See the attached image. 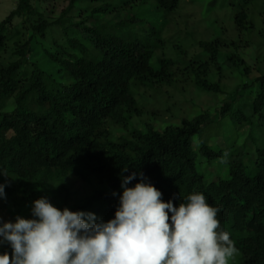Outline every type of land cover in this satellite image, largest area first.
I'll use <instances>...</instances> for the list:
<instances>
[{
    "label": "trees",
    "instance_id": "obj_1",
    "mask_svg": "<svg viewBox=\"0 0 264 264\" xmlns=\"http://www.w3.org/2000/svg\"><path fill=\"white\" fill-rule=\"evenodd\" d=\"M36 1L16 0L0 21V169L10 175L0 171V183L8 181L0 217L13 222L18 215L31 218L32 202L47 197L61 210L94 212L107 221L118 207L122 178L136 172L129 185L134 186L142 172L176 206L192 192H202L219 210L220 226L238 248L240 264H264V73L251 84H238L216 109L220 121L229 116L249 131L242 145L235 140L225 147L228 153L203 138L217 120L209 112L159 128L149 117L156 111L151 114L147 108L167 104L166 87L178 83L227 93L221 83L225 63L248 77L249 67L235 53L242 48L236 40L217 32L215 38L199 41V52L189 54L184 41L163 39L159 29L139 35L90 24V19L137 0H68L57 18L45 16ZM145 1L170 19L183 0ZM257 3L264 37V0H239L234 23L238 32L253 31L247 8ZM16 19H21V32ZM18 33L28 36L14 42L10 57L2 58ZM39 42L40 56L63 73L64 81L33 60ZM232 46L235 51L230 52ZM172 47L181 51L172 54ZM201 158L219 162L225 175L208 174ZM5 251L11 253V246L0 243V252Z\"/></svg>",
    "mask_w": 264,
    "mask_h": 264
},
{
    "label": "clouds",
    "instance_id": "obj_2",
    "mask_svg": "<svg viewBox=\"0 0 264 264\" xmlns=\"http://www.w3.org/2000/svg\"><path fill=\"white\" fill-rule=\"evenodd\" d=\"M139 176L134 186L129 185L136 172L122 178L118 207L107 221L94 212L61 210L47 197L32 202L31 218L0 217V243L11 246V253L0 252V264H229L235 259L239 250L202 192L176 206L142 172ZM7 183H0L5 200Z\"/></svg>",
    "mask_w": 264,
    "mask_h": 264
},
{
    "label": "rangeland",
    "instance_id": "obj_3",
    "mask_svg": "<svg viewBox=\"0 0 264 264\" xmlns=\"http://www.w3.org/2000/svg\"><path fill=\"white\" fill-rule=\"evenodd\" d=\"M238 2L239 0H183L179 10L168 19L160 11H157L153 4L145 0H137V3L120 8L117 12H113L108 16H100L95 20L90 19L92 26L100 24L116 26L115 30L118 32L132 31L142 35L150 29H159L161 30V37L163 39L168 38L174 42L179 40L184 41L183 45L188 47L189 54L199 52V41L201 39H213L217 32H223L225 33L224 37L236 40L239 48H242L235 51L232 46L228 50L230 52L235 51V53L240 54L244 58L250 73L248 77H243L236 72L232 64L225 63L224 78H222L221 83L224 91L227 93H207L199 91L187 83H178V87H166L167 94L170 95V100L167 104L162 102L157 105H147L151 114H153V111H156L155 115L158 116L151 115L149 117L159 128H163V125L168 123H179L180 119L184 116L192 118L199 113L209 112L212 118L217 120L207 127L203 138L217 151L221 148L226 149L225 147H228L235 140L237 145H242L243 140L248 137L249 131L245 128L238 127L229 116L220 121L217 117L216 109L223 102L229 100L228 93L234 92L238 84L241 82L251 84L253 80L264 73V62L262 61L264 59V37H261L259 34L260 29L263 27V19L261 16L262 8L259 3L256 6L252 4L250 8H247V11L250 12L249 22L254 23L255 26L253 31L241 33L236 30L234 23ZM68 3V0L36 1L37 7L49 18L59 17L67 8ZM15 5L16 0H0V21L15 8ZM86 5V3H79L80 7ZM75 11L79 13L78 9ZM75 11L74 13H76ZM122 20H130L132 23H129V26H119L118 23ZM20 21L21 19H16L14 26H17L16 29L21 32ZM66 23H69L68 20H66ZM27 36L28 34L24 35V37L19 35L15 39L11 38L2 58L10 57V51L14 48V42L21 38L25 40ZM83 36L86 37L87 35L83 33ZM41 45L42 43L40 42L34 45L35 53L33 60H38L39 64L46 70L55 74L56 79L61 82L64 81L63 73L58 68H49L43 57L40 56L42 52ZM177 49L179 48L172 47V54H176ZM26 71H30V68L28 67ZM249 92L250 88L247 89L246 93L249 94ZM168 106L171 108V111L166 112ZM158 117H160V120H156ZM225 152L228 153V150L226 149ZM205 160L201 158V161L205 163V171L208 174L212 173L213 176H217L220 172L221 176L225 175V167H221L219 162L208 164ZM74 186H80V183H75ZM229 264H240V252L234 260H230Z\"/></svg>",
    "mask_w": 264,
    "mask_h": 264
}]
</instances>
